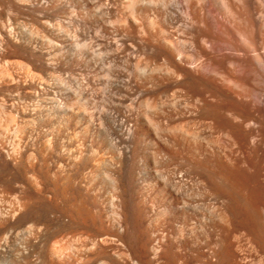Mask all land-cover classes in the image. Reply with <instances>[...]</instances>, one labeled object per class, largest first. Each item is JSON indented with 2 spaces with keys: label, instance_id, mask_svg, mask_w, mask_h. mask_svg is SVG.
<instances>
[{
  "label": "bare ground",
  "instance_id": "1",
  "mask_svg": "<svg viewBox=\"0 0 264 264\" xmlns=\"http://www.w3.org/2000/svg\"><path fill=\"white\" fill-rule=\"evenodd\" d=\"M264 264V0H0V259Z\"/></svg>",
  "mask_w": 264,
  "mask_h": 264
},
{
  "label": "rangeland",
  "instance_id": "2",
  "mask_svg": "<svg viewBox=\"0 0 264 264\" xmlns=\"http://www.w3.org/2000/svg\"><path fill=\"white\" fill-rule=\"evenodd\" d=\"M3 260H4V259H2V257H1V259H0V264H5V262L3 263Z\"/></svg>",
  "mask_w": 264,
  "mask_h": 264
}]
</instances>
